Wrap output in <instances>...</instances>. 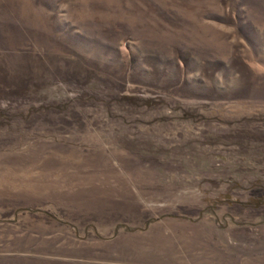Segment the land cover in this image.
<instances>
[{
    "label": "rangeland",
    "instance_id": "obj_1",
    "mask_svg": "<svg viewBox=\"0 0 264 264\" xmlns=\"http://www.w3.org/2000/svg\"><path fill=\"white\" fill-rule=\"evenodd\" d=\"M0 264H264V0H0Z\"/></svg>",
    "mask_w": 264,
    "mask_h": 264
},
{
    "label": "bare ground",
    "instance_id": "obj_2",
    "mask_svg": "<svg viewBox=\"0 0 264 264\" xmlns=\"http://www.w3.org/2000/svg\"><path fill=\"white\" fill-rule=\"evenodd\" d=\"M82 182V181H81Z\"/></svg>",
    "mask_w": 264,
    "mask_h": 264
}]
</instances>
